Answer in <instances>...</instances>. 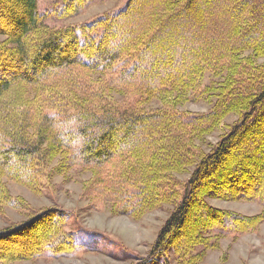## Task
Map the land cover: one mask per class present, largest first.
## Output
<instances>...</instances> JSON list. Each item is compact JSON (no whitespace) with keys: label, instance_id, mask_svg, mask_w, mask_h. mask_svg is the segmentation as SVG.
Listing matches in <instances>:
<instances>
[{"label":"trees","instance_id":"1","mask_svg":"<svg viewBox=\"0 0 264 264\" xmlns=\"http://www.w3.org/2000/svg\"><path fill=\"white\" fill-rule=\"evenodd\" d=\"M61 1L40 13L37 0H0V209L23 204L7 180L35 189L55 160L53 173H88L86 198L112 214L136 219L170 205L135 264H202L221 236L264 222V0H126L86 23L52 26L47 19L93 2ZM190 99L211 107L179 111ZM68 215L51 206L0 228V264L75 256Z\"/></svg>","mask_w":264,"mask_h":264},{"label":"rangeland","instance_id":"2","mask_svg":"<svg viewBox=\"0 0 264 264\" xmlns=\"http://www.w3.org/2000/svg\"><path fill=\"white\" fill-rule=\"evenodd\" d=\"M126 0H93L82 12L66 18L52 17L46 20L52 26L82 24L96 15L114 11L124 5ZM61 0H37L40 13L56 8L60 10ZM3 16L0 24L3 22ZM4 35L0 34V40ZM248 53L247 51L244 52ZM258 62L264 58H258ZM208 79L204 81L207 83ZM119 103L129 104L126 96L116 94ZM159 103H149L145 107H157ZM211 104L204 99L188 100L180 105L181 112H204ZM236 119L234 115L224 118V129ZM224 130V131H225ZM217 130L208 137L216 141L224 132ZM223 133V134H222ZM56 161H52L42 170L35 189L7 180L11 197H19L23 204L17 207L6 206L0 209V228L14 225L27 219L28 214L38 210L57 206L69 215L64 232H71L77 244L75 256L52 257L47 253L30 260H17L11 264H135L147 253L155 241L157 232L168 216L170 205L162 204L133 219L126 214H112L109 205L103 202H91L86 198L83 180L88 173L79 166L69 168L65 173H53ZM189 173H178L179 180L185 181ZM218 207L232 209L250 215L262 210L256 201H223L209 199ZM31 235V233H30ZM28 234L24 243H31ZM217 249L207 250L202 264H264V222L255 229L239 236H221Z\"/></svg>","mask_w":264,"mask_h":264}]
</instances>
